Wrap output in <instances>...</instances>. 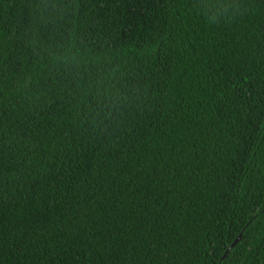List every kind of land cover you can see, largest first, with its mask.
Listing matches in <instances>:
<instances>
[{
  "label": "trees",
  "instance_id": "1",
  "mask_svg": "<svg viewBox=\"0 0 264 264\" xmlns=\"http://www.w3.org/2000/svg\"><path fill=\"white\" fill-rule=\"evenodd\" d=\"M0 264H264V0H0Z\"/></svg>",
  "mask_w": 264,
  "mask_h": 264
},
{
  "label": "water",
  "instance_id": "2",
  "mask_svg": "<svg viewBox=\"0 0 264 264\" xmlns=\"http://www.w3.org/2000/svg\"><path fill=\"white\" fill-rule=\"evenodd\" d=\"M239 237H240V235H238L235 239H234V241L231 243V245L226 249V251L230 248V247H232L236 242H237V240L239 239ZM224 256V255H223ZM222 256V257H223Z\"/></svg>",
  "mask_w": 264,
  "mask_h": 264
}]
</instances>
